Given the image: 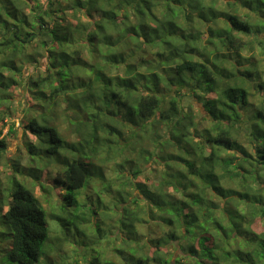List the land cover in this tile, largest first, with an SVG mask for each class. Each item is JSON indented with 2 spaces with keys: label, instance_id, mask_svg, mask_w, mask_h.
Segmentation results:
<instances>
[{
  "label": "trees",
  "instance_id": "16d2710c",
  "mask_svg": "<svg viewBox=\"0 0 264 264\" xmlns=\"http://www.w3.org/2000/svg\"><path fill=\"white\" fill-rule=\"evenodd\" d=\"M17 113L26 164L5 157ZM2 158L12 263L53 264L34 186L71 241L92 183L120 179L117 230L90 264H264V0H0ZM149 161L159 178L136 181Z\"/></svg>",
  "mask_w": 264,
  "mask_h": 264
},
{
  "label": "rangeland",
  "instance_id": "374dc122",
  "mask_svg": "<svg viewBox=\"0 0 264 264\" xmlns=\"http://www.w3.org/2000/svg\"><path fill=\"white\" fill-rule=\"evenodd\" d=\"M12 103L14 104V106L16 105V107H19L20 110L25 109V100L24 98L20 96V94H18L15 97V100ZM189 104L192 105L194 112H200L203 110L201 104L196 102L194 99H190ZM22 116L23 115H20V113H17L15 117L12 118V121H14L15 125L17 126L16 132L14 134H10V135L7 134L5 136L7 143H8L7 152L5 153L6 154L5 157L7 158L6 160L8 161V163L12 162L11 158H17V157L20 158V161L22 164H26L28 160V157L27 155H25V152L23 150L22 126H20L21 124L20 125L18 124L19 118H21ZM6 129L7 127L4 128L2 132L3 134L6 132ZM149 146L150 145H147V147ZM4 165H5V159L2 158L0 162L1 171L7 170L5 169L6 166ZM52 168L53 167L49 165L46 168H44V170L40 173L41 175L39 178L41 181H43L44 184H51V177L53 175ZM160 172H161V165L157 162L155 163L154 161H149L146 163V168L144 172L140 173L136 177V181L142 182L144 179L146 181L147 180L150 181L151 179L157 180L159 178L158 174H160ZM0 173H2L3 175L4 172H0ZM105 174L107 175V178H110L111 176L110 170H106ZM2 177L3 176L0 175V178ZM24 180L26 184L30 185V178L28 176H24ZM119 180L120 179L114 180L115 182L113 183L111 189H108L107 186L106 187L102 186L103 189L100 190V187H101L100 184L96 183L95 181L92 183V185L95 186L96 189H98L99 191H103V192H98V190H94L95 192L92 193L93 190L91 189L87 190L88 195L89 196L92 195V197H90V201H88L87 203H92L94 206L93 205L92 206L87 205L86 207L81 206L83 209V212L85 211L88 215V218L86 219L88 224L85 226V224L83 225L79 221H77L78 223L77 222L75 223V226L71 224V229L69 230V233H68L69 239L71 241H67L63 239V236H62L63 234L60 231H58L57 226L55 225L58 222L57 218H55V215L63 214L61 216H65L64 212L61 213L60 210H58V199L55 196H52L51 198L46 200L43 195L44 191L40 189V186L37 184L36 186L33 187L34 193L39 198V201L42 202L43 204L46 219L49 222V225L51 224L50 228L52 226L51 230L49 228V232L47 236L48 238L50 236L51 241L53 240L52 242H53L54 248L50 251L53 264H59V261H60L59 257L63 254H64L63 256H65L63 259L66 258V262H69L70 264H90L89 262L90 258H92L96 253H100L99 251L102 248L106 250L107 247H110L109 246L110 243L106 241L105 235L107 237V234H108L107 230L110 228L112 229L111 233H114L115 230H117L116 228L117 224L115 223L117 215L113 213H115V209L118 210L120 204H122V202L124 201V198L122 196L123 187L122 185H120ZM82 196L85 197L84 194ZM97 197H100L98 201H97ZM95 201L98 203H100L101 201V203L107 204V205L109 204L110 205L109 210L106 211L105 209L103 210V213H102L101 211L102 208H99L98 211L100 212H97L95 214H90L92 213L91 212L92 208H94L97 204ZM73 206L74 205H71L67 209V211L70 212V215L68 213L67 216L65 217L67 223L73 222L76 214L78 213V210H79L78 207L77 206L73 207ZM130 206L134 210L138 209L137 206H135V204H131ZM95 211H96V207H95ZM97 220L99 224H102L105 227L104 232H103V229L101 230V234L99 233V231L96 230L95 225L97 224L95 223H97ZM92 221H95V223L93 224ZM141 229L144 230V228L142 227ZM100 235H103V238L99 239L98 237ZM4 240L5 239H2L1 242H3ZM4 245L6 244L5 243L2 244V249L0 251V264H16L8 260L7 258L8 249ZM73 249H75L76 251H73ZM41 261L44 262L45 258L42 257Z\"/></svg>",
  "mask_w": 264,
  "mask_h": 264
}]
</instances>
